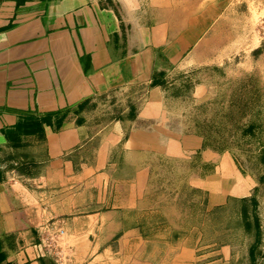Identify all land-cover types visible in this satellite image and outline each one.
Here are the masks:
<instances>
[{
  "label": "crops",
  "instance_id": "obj_1",
  "mask_svg": "<svg viewBox=\"0 0 264 264\" xmlns=\"http://www.w3.org/2000/svg\"><path fill=\"white\" fill-rule=\"evenodd\" d=\"M203 8L0 0V264H264V123L221 129Z\"/></svg>",
  "mask_w": 264,
  "mask_h": 264
},
{
  "label": "rangeland",
  "instance_id": "obj_2",
  "mask_svg": "<svg viewBox=\"0 0 264 264\" xmlns=\"http://www.w3.org/2000/svg\"><path fill=\"white\" fill-rule=\"evenodd\" d=\"M188 2L190 23L194 21L191 17L194 12L203 11L207 4L216 5L212 19L202 28L205 40L200 44V49L210 55L203 61L218 63L231 75L220 83V87L231 89L230 95L234 97L231 100L235 104L233 112L236 111L234 115L237 119L232 121L233 112L222 117L221 129L227 131L235 128L239 133L248 123L245 115L251 113L253 123H264L260 121L261 111L264 110V0ZM196 4L197 8L194 9L193 5ZM196 80L197 77L194 78ZM243 142L247 146L257 145L251 138Z\"/></svg>",
  "mask_w": 264,
  "mask_h": 264
},
{
  "label": "built area",
  "instance_id": "obj_3",
  "mask_svg": "<svg viewBox=\"0 0 264 264\" xmlns=\"http://www.w3.org/2000/svg\"><path fill=\"white\" fill-rule=\"evenodd\" d=\"M49 230V228H46ZM63 233L62 228H58L55 233H48V231H45V244L44 248L51 253L52 255L56 256L58 258V261H62V249L60 245L58 244V240L60 235ZM61 264V262H58Z\"/></svg>",
  "mask_w": 264,
  "mask_h": 264
},
{
  "label": "trees",
  "instance_id": "obj_4",
  "mask_svg": "<svg viewBox=\"0 0 264 264\" xmlns=\"http://www.w3.org/2000/svg\"><path fill=\"white\" fill-rule=\"evenodd\" d=\"M256 123H251L249 125V130L252 131L254 128H255V125ZM242 224L244 226V229L246 231H251V230H255L256 234H255V241H260V237L257 233L258 231V228H259V220L255 217L253 218L252 220H247V215H246V211H245V208L242 207Z\"/></svg>",
  "mask_w": 264,
  "mask_h": 264
}]
</instances>
